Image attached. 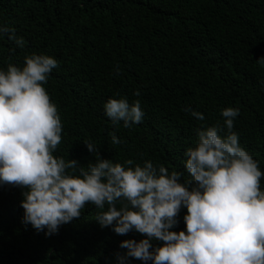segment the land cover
<instances>
[{
    "label": "trees",
    "instance_id": "trees-1",
    "mask_svg": "<svg viewBox=\"0 0 264 264\" xmlns=\"http://www.w3.org/2000/svg\"><path fill=\"white\" fill-rule=\"evenodd\" d=\"M0 23L25 40L21 48L0 37V67L32 52L59 62L44 85L63 124L54 155L87 166L96 161L90 139L103 158L150 159L189 178L185 153L197 129L223 123L221 110L231 106L240 110L233 130L241 146L264 171V0H0ZM117 94L141 101V123L112 124L104 105ZM24 191L0 184V264H119L121 242L144 238L102 227L91 203L48 236L24 223ZM186 212L173 230H186Z\"/></svg>",
    "mask_w": 264,
    "mask_h": 264
},
{
    "label": "clouds",
    "instance_id": "clouds-1",
    "mask_svg": "<svg viewBox=\"0 0 264 264\" xmlns=\"http://www.w3.org/2000/svg\"><path fill=\"white\" fill-rule=\"evenodd\" d=\"M3 36L25 46L7 23H0ZM58 64L52 55L32 52L22 64L0 67V184L25 189V224L51 236L91 203L101 210L95 218L102 227L144 234L121 242L127 252L119 264H129V257L145 264H264V171L233 130L238 108H223V123L197 129L195 145L185 153L189 178L150 159L103 158L90 139L84 143L96 161L84 166L54 155L63 124L44 85ZM104 108L116 127L123 121L131 128L145 117L139 99L119 94ZM184 110L205 119L191 107ZM110 136L112 144L122 142L115 131ZM182 208L186 230L175 231ZM154 240L162 243L154 246Z\"/></svg>",
    "mask_w": 264,
    "mask_h": 264
}]
</instances>
